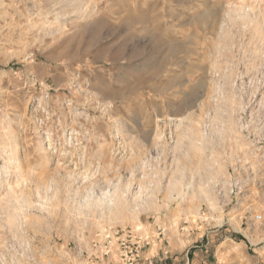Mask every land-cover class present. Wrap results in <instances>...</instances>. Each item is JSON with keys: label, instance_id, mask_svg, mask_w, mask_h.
<instances>
[{"label": "rangeland", "instance_id": "obj_1", "mask_svg": "<svg viewBox=\"0 0 264 264\" xmlns=\"http://www.w3.org/2000/svg\"><path fill=\"white\" fill-rule=\"evenodd\" d=\"M0 264H264V0H0Z\"/></svg>", "mask_w": 264, "mask_h": 264}, {"label": "bare ground", "instance_id": "obj_2", "mask_svg": "<svg viewBox=\"0 0 264 264\" xmlns=\"http://www.w3.org/2000/svg\"><path fill=\"white\" fill-rule=\"evenodd\" d=\"M213 4V3H212ZM222 6V5H221ZM208 8H210V7H208ZM216 9H217V7H216ZM213 10L214 9H207V14L205 13V15H203V17H202V19H206V18H210L209 16H211V14H213ZM218 10H215L214 12H217ZM218 15V14H217ZM200 17V16H199ZM214 18V17H213ZM213 21H215V20H213ZM197 22V21H196ZM204 22H206V21H204ZM144 23V22H143ZM207 23V22H206ZM211 23H213V22H211ZM176 50V49H175ZM174 53V52H173ZM183 85H185L184 83H183ZM186 98H183V105H188V106H190L191 107V105H192V103H193V99H194V94L193 93H190L189 95H187V96H185ZM172 109V108H171ZM114 207H115V209H114ZM115 210V213L116 214H123V212H122V202L121 201H118L117 200V202H114V204H111V206L109 207V212H113Z\"/></svg>", "mask_w": 264, "mask_h": 264}, {"label": "built area", "instance_id": "obj_3", "mask_svg": "<svg viewBox=\"0 0 264 264\" xmlns=\"http://www.w3.org/2000/svg\"><path fill=\"white\" fill-rule=\"evenodd\" d=\"M253 219H254V222H258L261 220V217L260 216H254Z\"/></svg>", "mask_w": 264, "mask_h": 264}]
</instances>
